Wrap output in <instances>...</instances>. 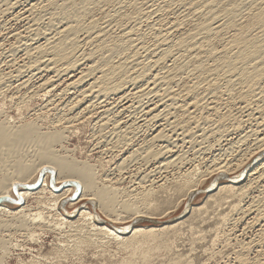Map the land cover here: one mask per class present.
I'll return each instance as SVG.
<instances>
[{
  "label": "rangeland",
  "instance_id": "obj_1",
  "mask_svg": "<svg viewBox=\"0 0 264 264\" xmlns=\"http://www.w3.org/2000/svg\"><path fill=\"white\" fill-rule=\"evenodd\" d=\"M22 1L0 0V122L13 128L31 123L41 135L54 133L51 148L57 157L87 166L97 189L116 193L115 225L133 224L125 218L123 200L154 213L160 223H134L131 228L159 230L129 240L96 232L87 222L61 224L60 213L50 208L51 182L60 178L51 181L43 171L37 186L48 180L45 191L19 203L4 202L0 220L7 225L0 226V264H264V166H257L264 155L237 179L238 185H247L243 192L213 197L208 195L214 190L197 192L190 198L191 213L167 222L181 214L189 188L205 189L222 162L230 175L239 176L235 166L264 144V55L246 50L264 49V23L256 18L264 15V0ZM69 38L74 39V46H68L74 66L66 70L68 61L54 63L53 49ZM247 42L248 48L243 47ZM115 65L124 67L122 88L105 96L94 85L105 66ZM34 152H26L27 161L35 158ZM42 167L26 182L32 184ZM221 180L217 185H232ZM144 191L150 195L141 206L138 197ZM81 194L68 193L64 210L72 213L69 204ZM83 201L77 207L107 218ZM37 212L44 221L33 223L34 233L17 227L16 217Z\"/></svg>",
  "mask_w": 264,
  "mask_h": 264
},
{
  "label": "bare ground",
  "instance_id": "obj_2",
  "mask_svg": "<svg viewBox=\"0 0 264 264\" xmlns=\"http://www.w3.org/2000/svg\"><path fill=\"white\" fill-rule=\"evenodd\" d=\"M9 1V0H8ZM21 2H23L21 0ZM20 2V3H21ZM35 2V1H34ZM38 2V1H37ZM48 2V1H46ZM51 1H49L50 3ZM53 2V1H52ZM69 2V1H68ZM79 2V1H78ZM83 2V1H82ZM85 2V1H84ZM209 2V1H208ZM211 2V1H210ZM10 3V2H9ZM8 3V4H9ZM72 3V1H71ZM214 3V2H212ZM7 4V3H6ZM7 4V5H8ZM15 4V3H14ZM55 4V3H54ZM81 4V2H80ZM87 4V3H86ZM85 4V5H86ZM12 5V4H11ZM10 5V7H12ZM18 5V4H17ZM31 5V4H30ZM33 5V4H32ZM72 5V4H71ZM76 5V4H75ZM78 5V4H77ZM203 6V5H202ZM49 7V6H48ZM9 8V7H8ZM13 8V7H12ZM60 8V7H59ZM87 8V7H86ZM7 9V8H6ZM202 9V8H201ZM207 9V8H206ZM11 10V9H10ZM12 11V10H11ZM29 11V10H28ZM73 11V10H72ZM75 11V10H74ZM80 11V10H79ZM78 11V12H79ZM201 11V10H200ZM63 12V11H62ZM84 12V11H82ZM53 13V12H52ZM59 13V12H58ZM72 13V12H71ZM79 15V14H78ZM209 15V14H208ZM34 17V16H33ZM49 17V16H48ZM215 17V16H214ZM23 18V17H22ZM124 18V17H123ZM258 21H260L261 23H264V15L263 13H260L258 14V16L256 17ZM65 19V18H64ZM75 21H76V17L74 18ZM72 19V20H74ZM113 19V18H112ZM22 20V19H21ZM31 20V19H30ZM35 20V19H34ZM37 20V19H36ZM81 20V19H80ZM110 20V19H109ZM116 20V19H115ZM49 21V20H48ZM55 21V20H54ZM213 22V20H212ZM30 23V22H29ZM79 23H81L79 21ZM121 23V22H120ZM50 24V23H49ZM71 24V23H70ZM69 24V25H70ZM76 24V23H75ZM116 24V23H115ZM67 24H65L66 26ZM77 25V24H76ZM80 25V24H79ZM78 25V26H79ZM90 25V24H89ZM48 26V25H47ZM75 26V25H74ZM203 26V25H202ZM208 26V25H207ZM68 27V25H67ZM73 26H71V29H72ZM80 27V26H79ZM95 27V26H94ZM176 27V26H175ZM76 28V27H75ZM78 28V27H77ZM83 28V26H82ZM87 28V27H86ZM93 28V27H92ZM203 28V27H202ZM205 28V26H204ZM43 29V27H42ZM41 29V31H42ZM65 29V28H64ZM69 29V28H67ZM80 29V28H79ZM219 29V28H218ZM45 30V29H44ZM76 30V29H75ZM74 30V31H75ZM104 30V29H103ZM73 31V32H74ZM81 31V30H80ZM93 31V29H92ZM202 31V30H201ZM38 32V31H36ZM60 32V31H59ZM63 32V31H62ZM61 32V33H62ZM72 32V30L70 31ZM77 32V30H76ZM87 32V30H86ZM89 32V30H88ZM99 32V31H98ZM103 32V31H102ZM211 32V31H210ZM28 33V32H27ZM67 33V32H66ZM79 33V32H78ZM90 33H92L90 31ZM218 33V32H217ZM16 34V33H15ZM41 34V32H40ZM43 34V33H42ZM49 34V33H48ZM127 34V33H126ZM191 34V33H190ZM36 35V34H35ZM50 35V34H49ZM66 35V34H64ZM96 35V34H95ZM99 35V33H98ZM184 35V34H183ZM34 36V35H33ZM46 36V35H45ZM54 36V35H53ZM53 36L51 38H53ZM188 36V35H187ZM43 37V36H42ZM63 37V36H62ZM61 37V38H62ZM68 37V36H67ZM66 37V38H67ZM69 37H71V34L69 35ZM95 37V36H94ZM30 38V37H29ZM36 38V37H35ZM73 38V37H71ZM41 39V38H40ZM48 39V38H47ZM78 39V38H77ZM35 40V39H34ZM33 40V41H34ZM51 40V39H50ZM63 40V39H62ZM69 40V43H66L64 41H61V45H58L56 48L53 49V58L54 59V63L56 62H64L65 63L68 61L67 63V69L66 70H70V67L69 66H74V65H71V62L74 63V61L71 60V57L73 56V53H72V48L74 46V43H73V40L72 39L70 41V38L68 39ZM109 40V39H108ZM111 40V39H110ZM26 41V40H25ZM59 41V42H60ZM118 41V40H117ZM133 41V40H132ZM186 41V40H185ZM46 42V41H45ZM63 42L65 44H63ZM76 42V40H75ZM114 42V41H113ZM158 42V41H157ZM182 42V41H181ZM32 43V42H31ZM57 43V42H55ZM123 43V42H122ZM120 43V44H122ZM180 43V41H179ZM190 43V42H189ZM238 43V42H237ZM117 44V43H116ZM247 45L246 46H243V47H247L250 45L249 42L246 43ZM100 45H101V42H100ZM114 45V44H113ZM236 45V44H235ZM13 46V45H11ZM38 46V45H36ZM41 46V44H40ZM47 46V44H46ZM51 46V45H50ZM68 46H71V47H68ZM134 46V45H133ZM195 46V45H194ZM48 47V46H47ZM115 47V46H114ZM179 47V45H178ZM242 47V49H243ZM18 48V47H17ZM16 48V49H17ZM40 48V51L43 50L41 47ZM172 48V47H170ZM181 48V47H180ZM193 48V47H192ZM38 49V48H37ZM71 49V50H70ZM116 49V48H115ZM118 49V48H117ZM120 49V47H119ZM179 49V48H178ZM239 49V48H238ZM250 49V48H249ZM249 49H246L247 52L249 51L250 55H255V53L257 52L258 54H263L264 55V49H261V48H258V49H255V48H251L250 50ZM29 50V49H28ZM31 50V49H30ZM34 50V49H33ZM36 50V49H35ZM39 50V49H38ZM48 50V49H47ZM50 50H51V47H50ZM96 50V49H95ZM100 50V49H99ZM102 50V49H101ZM114 50V48H113ZM113 50L111 53H113ZM143 50V49H142ZM160 50V49H159ZM240 50V49H239ZM245 50V48H244ZM252 50V51H251ZM9 51V50H8ZM15 51V50H14ZM46 51V49L44 50ZM93 51V50H92ZM171 51V50H170ZM12 52V51H11ZM30 52V51H29ZM52 52V51H51ZM74 52V51H73ZM109 52V51H108ZM115 52V51H114ZM117 52V50H116ZM166 52V51H165ZM244 51L241 50V53L243 54ZM246 52V53H247ZM36 53V52H35ZM46 55L47 52H45ZM84 53V52H83ZM106 53V52H105ZM110 53V52H109ZM120 53V52H119ZM136 53V52H135ZM27 54V52L25 53ZM29 54V53H28ZM78 54H80V52H78ZM77 54V55H78ZM98 54H99V51H98ZM102 54V53H101ZM100 54V55H101ZM167 53H165V56H166ZM7 55V54H6ZM43 55V53H42ZM81 55V54H80ZM112 55V54H111ZM154 55V54H153ZM171 55V54H170ZM244 55V54H243ZM40 56V54H39ZM120 56V55H119ZM122 56V55H121ZM161 54L159 55V58H160ZM164 56V58H165ZM262 56V55H261ZM52 57V56H51ZM74 57V56H73ZM107 57V56H106ZM110 57V56H109ZM158 57V56H157ZM163 57V56H162ZM161 57V58H162ZM11 58V57H10ZM43 58V57H42ZM51 58V59H53ZM132 58V57H131ZM35 59V58H34ZM34 59H33V62H34ZM102 59V58H101ZM110 59V58H109ZM118 59V58H117ZM116 59V60H117ZM37 60L39 61L40 59L37 58ZM36 60V61H37ZM50 59H48L49 61ZM125 60V59H124ZM157 60V59H156ZM162 60V59H161ZM13 61V60H12ZM51 61V60H50ZM50 61L48 62L50 64ZM100 61V60H99ZM110 61V60H109ZM112 61V60H111ZM122 61V60H121ZM165 61V60H164ZM6 62V61H5ZM44 62V60L42 61ZM76 62V61H75ZM106 62V61H105ZM120 62V61H119ZM156 63V61H154ZM158 62V61H157ZM176 62V61H175ZM32 63V62H31ZM37 63V62H36ZM45 63V62H44ZM48 63L46 62L45 65ZM52 63V62H51ZM127 63V62H126ZM130 63V62H129ZM150 63V62H149ZM197 63V62H196ZM28 64V63H27ZM34 64V63H33ZM43 65V63H41ZM58 64V63H57ZM56 64V65H57ZM94 64V63H93ZM99 64V63H98ZM107 64V63H106ZM114 64V62H113ZM118 64V63H117ZM116 64V65H117ZM120 64V63H119ZM146 64V63H145ZM152 64H153V61H152ZM38 65V64H37ZM36 65V66H37ZM44 65V66H45ZM46 65V66H47ZM52 65V64H51ZM110 66V62L109 64H107V66ZM111 66V67H107L105 66V68L107 69H103V75L100 79V82H99V85L97 83V85H93L96 87L98 86V92H102L106 95V93H109L111 91H117L119 89V87H121V83L124 81L121 80V75L123 74L124 72V67L122 65H118V66ZM136 65V64H135ZM155 65V64H154ZM188 65V64H187ZM23 66V65H22ZM26 66V65H25ZM35 66V65H34ZM42 67V68H45V67ZM258 66V65H257ZM28 67V66H27ZM41 67V66H40ZM48 67V66H47ZM46 67V68H47ZM75 67H77L75 65ZM98 67V66H97ZM97 67H95L97 69ZM102 67V66H101ZM131 67V65H130ZM179 67V66H178ZM21 68V67H20ZM33 68V67H32ZM36 68V67H34ZM49 68V67H48ZM61 68V67H60ZM66 68V67H65ZM73 68V67H72ZM147 68V66H146ZM198 68V67H197ZM41 69V68H40ZM50 69V68H49ZM126 69H128L126 67ZM136 69V68H135ZM151 69V68H150ZM182 69V68H181ZM195 69V68H194ZM201 69V68H200ZM264 69V67H263ZM14 70V69H12ZM56 70V69H55ZM92 70V69H91ZM98 72H100L99 70L100 69H97ZM102 70V69H101ZM141 70V69H140ZM261 70V69H260ZM36 71V70H35ZM34 71V72H35ZM44 71V70H43ZM46 71V70H45ZM149 71V69H148ZM38 72V70H37ZM67 72V71H66ZM89 72V71H88ZM97 72V71H96ZM143 72V71H142ZM145 72V71H144ZM126 73V72H125ZM133 73V72H132ZM146 73V72H145ZM260 73V72H259ZM35 74V73H34ZM90 74V72H89ZM138 74V73H137ZM140 74V73H139ZM138 74V75H139ZM143 75V73H141ZM9 75V74H8ZM88 75V74H87ZM92 75V74H91ZM131 75V73H130ZM140 75V76H142ZM58 76V75H57ZM126 76V74H125ZM129 76V74H128ZM139 76V77H140ZM155 76V75H154ZM81 77V76H80ZM123 77V76H122ZM85 78V77H84ZM124 78V77H123ZM88 79V77L86 78ZM128 79V78H127ZM49 80V79H48ZM120 80V81H119ZM138 80V78H137ZM160 80V79H159ZM165 80V79H164ZM167 80V79H166ZM81 81V80H80ZM129 81V80H128ZM132 81V80H131ZM134 81V80H133ZM47 81H45V84H46ZM95 82V81H94ZM155 82V81H154ZM153 82V84H155ZM92 83L90 84V86L92 85ZM130 83V82H129ZM132 83V82H131ZM149 83V82H148ZM158 83V81H157ZM27 84V83H26ZM44 85V83H41V85ZM135 84V83H134ZM150 84V83H149ZM163 84V83H162ZM40 85V86H41ZM79 85V84H78ZM45 86V85H44ZM163 86V85H162ZM93 87V86H92ZM122 88V87H121ZM156 88V87H155ZM89 89V87H88ZM92 90V88H91ZM121 90V89H120ZM91 92V91H90ZM141 92V91H140ZM101 93V94H102ZM112 93V92H111ZM168 93V92H167ZM88 94V93H87ZM86 94V95H87ZM99 94V93H98ZM141 94V93H139ZM144 94V92H143ZM151 94V93H150ZM91 95V94H90ZM160 97V96H158ZM165 97V96H164ZM85 98V97H84ZM168 98V97H167ZM162 99V98H161ZM77 100V98H76ZM160 100V99H159ZM173 100V99H172ZM171 100V101H172ZM81 101V100H79ZM78 103V101H77ZM165 103V102H164ZM75 105V104H74ZM80 105V104H79ZM91 105V104H90ZM73 106V105H72ZM76 106V105H75ZM74 106V107H75ZM129 106V105H128ZM171 106V105H170ZM169 106V107H170ZM65 107V106H64ZM77 107V106H76ZM124 107V106H123ZM158 107V106H157ZM76 109V108H75ZM140 109V108H139ZM154 109V108H153ZM152 109V110H153ZM165 109V108H164ZM72 110V108H71ZM166 111V110H165ZM158 113V112H157ZM130 115V114H129ZM147 116V115H146ZM153 115H151L152 117ZM74 117V116H73ZM154 117V116H153ZM144 118V117H143ZM69 119V117H68ZM111 119V118H110ZM7 121V120H6ZM72 120H70L71 122ZM145 121V120H144ZM135 123V122H134ZM12 127V126H11ZM9 125H7L6 123H1L0 122V159H2L3 162H0L2 164H0V214L1 212L5 211V201L7 200H13L16 201L17 203H19L23 198L26 199V197L28 196L29 198V195L30 194H33L34 193H41L43 191H45V186H48V180H47V183L46 184H43V185H38V182L40 181V177H39V174L42 173L43 171H48V173H50V179L51 181L55 178V179H58L60 178V181L58 183H53L51 182V186H50V190H51V193L53 194V198H50V200L53 202V204L51 203V209L52 210H56V212H59V216H60V219H57V222L58 220L60 221L61 224H65V225H71V226H74L75 224H78L80 222V224L82 222H87V226L90 225L96 232H104L105 234H108L109 236H112L114 238H116L117 240H123V239H128L130 238L131 236H141V237H148L150 236L152 233H155L157 232V230L159 229H153V228H131L130 226H134L135 224L134 223H137L138 221H145V222H149V223H152V224H159L160 222L158 221L157 217L155 216L154 213L152 212H141L139 211V207H137L136 205H131L128 203V201L126 200H123L121 202V204L123 205L122 208H123V211L128 215V217L126 216H123L125 217L126 219L129 218V220L131 219V221L133 222V224H131L130 226H124V227H119L117 225H115V218L117 217L116 215L114 216V220H112V214L114 215L115 214V207L116 205L118 204L117 203V196H116V193L111 191L110 188L107 189V187H104V188H100V189H97L95 187L96 185V182H95V185H94V176H93V173L91 172L90 168H88L87 166L85 165H79L77 163H73L72 161H69V160H66L65 158H61V157H57L55 154H54V150L52 151V148H51V145L53 144L54 145V141L56 142L57 139H55V134L52 133L51 135L50 134H47V135H41L39 134V132L37 131V129L33 126V124L31 125H26L22 127H15V128H11ZM145 127V126H144ZM117 129V128H116ZM138 130V129H137ZM253 131V130H252ZM57 135L58 133L55 132ZM121 133V132H120ZM256 133V132H255ZM54 134V135H53ZM60 134V132H59ZM134 134V133H133ZM161 134V133H160ZM111 135V134H110ZM162 135V134H161ZM247 135V134H246ZM253 135V134H252ZM164 136V135H163ZM62 137V136H61ZM154 137V136H153ZM263 137V136H262ZM58 138V137H57ZM160 139V136L158 137ZM255 138V137H254ZM63 139V138H62ZM128 139V138H127ZM154 139V138H153ZM164 140V138H162ZM168 139V138H167ZM247 139V138H246ZM259 139V138H258ZM109 140V138H108ZM242 140V139H241ZM261 140V139H260ZM264 140V139H263ZM159 141V140H158ZM255 141V140H254ZM258 141V140H257ZM60 142V141H59ZM109 141H107L108 143ZM238 142V141H237ZM260 142V141H259ZM261 142H264V141H261ZM170 143V142H169ZM239 143H242L241 141ZM253 144V143H252ZM116 145V143H115ZM169 145V144H168ZM32 147H35V152H34V149H30ZM237 146V145H236ZM160 147V146H159ZM162 147V146H161ZM232 147V146H231ZM29 148V149H28ZM257 148V146H256ZM161 149V148H160ZM159 149V150H160ZM232 149V148H231ZM230 149V150H231ZM30 150H33L34 154H35V158L31 161H27L26 160V155L28 153V151L30 152ZM113 150V149H112ZM137 150V149H136ZM155 150V149H154ZM158 150V151H159ZM228 150V149H227ZM157 151V152H158ZM164 151V150H163ZM27 152V153H26ZM162 152V151H161ZM166 152V151H165ZM121 153V152H120ZM250 153V152H249ZM253 153V152H252ZM247 157V158H244V161L241 160L239 161V163L235 166L236 167V170L240 172V175L236 177V174L235 175H230L229 171L228 170V167L227 169L225 168V165L223 167L222 166V163H221V166L218 165V164H215V158H213L214 160V164L213 165H218L219 168H216L215 171H212L214 172L212 175H211V180L209 182V184H207V187L205 189H202V190H199L196 185H194L193 187L189 188L185 194L183 196L186 197V203H185V206H184V212L185 214L192 211V208L189 207V202H190V198L191 196L195 195L197 192L200 193V192H205V193H210L212 192V194H209L208 197H213L214 195H218V194H221V193H241L243 192V190H245L246 186L245 183L244 184H240L238 185L237 182V179L242 175L244 174V172H246L247 168H249V166L251 164H253L254 161L257 162V159L261 158L263 155H264V144H260L257 148V151L255 153H253ZM33 154V155H34ZM158 154V153H157ZM156 154V155H157ZM151 155V154H150ZM162 155V154H161ZM197 155V154H196ZM244 155V153H243ZM246 155H247V152H246ZM176 156V155H175ZM179 156V155H178ZM242 156V155H241ZM240 156V158H242ZM33 157V156H32ZM154 157V155L152 156ZM168 157V156H167ZM181 157V156H180ZM145 158V157H144ZM169 158V157H168ZM221 158V157H220ZM126 159V158H125ZM154 159V158H153ZM182 159V158H181ZM219 159V157L217 158ZM222 159V158H221ZM234 159V157H233ZM171 160V159H169ZM174 160V159H173ZM172 160V161H173ZM175 161H176V158H175ZM173 161V162H175ZM192 161V160H191ZM260 161V160H259ZM146 162V161H145ZM167 162V161H166ZM201 162V161H200ZM212 162V161H211ZM238 162V161H236ZM164 163V162H163ZM161 163V164H163ZM217 163V162H216ZM44 164V165H42ZM155 164V163H154ZM174 164V163H173ZM225 164V162H224ZM38 165H41L43 166L40 170H36L37 171V174L35 175L34 178H32V184L30 183H27L26 181H28L30 179V176H32V173L35 172V168L37 169ZM227 165V164H226ZM119 166V165H118ZM168 166V165H167ZM180 166V165H179ZM228 166V165H227ZM258 167H261L264 166V161L258 163L257 165ZM255 167L253 170H252V173L249 174L248 178L249 177H252L253 174L256 173L257 171V168L258 167ZM40 167V166H39ZM251 167V166H250ZM10 168L12 171L9 172L10 170L8 169ZM196 168V167H195ZM214 168V167H213ZM212 169V168H211ZM251 169V168H250ZM172 170V169H171ZM151 172V171H150ZM178 172V171H177ZM211 172V171H210ZM251 172V171H250ZM149 173V172H148ZM187 173V172H186ZM41 175V174H40ZM12 176V177H11ZM231 176H235V177H231ZM258 176V175H257ZM242 177V176H241ZM260 177V176H258ZM142 178V177H141ZM141 178H139L141 180ZM261 178V177H260ZM104 179V178H103ZM161 179V178H160ZM221 179H226L227 182H230L232 185H217V182ZM43 180V179H42ZM146 180V179H145ZM204 180V179H203ZM55 182V180H53ZM103 181V180H102ZM142 181V180H141ZM222 181V180H221ZM241 181V180H240ZM248 181V180H247ZM43 182V181H42ZM57 182V180H56ZM137 182V181H136ZM139 182V181H138ZM162 182V181H161ZM225 182V181H224ZM141 183V182H140ZM60 185L61 188H60ZM160 186H162L160 184ZM96 190H95V188ZM144 187V186H143ZM151 187V185H150ZM149 189V188H148ZM146 189V190H148ZM151 189V188H150ZM157 189V188H156ZM30 190H34L32 192H30ZM78 190H81L82 194L80 195V197H78L76 200H72L70 202V206H72V208H75L74 211L72 210V213L71 212H68V211H65L64 208H63V205L64 203L66 202L65 198L68 196L67 194L68 193H71L73 194V192H77ZM91 191L93 194H88L86 191ZM113 190V189H112ZM156 191V190H155ZM57 192V193H55ZM87 194H86V193ZM147 192V191H146ZM154 192V191H153ZM46 193V192H45ZM90 193V192H89ZM139 193V192H138ZM145 191L143 192V194H140L139 197H138V201L141 203L140 205L141 206H146L147 202H148V197H149V193H145ZM152 193V192H151ZM43 194V193H42ZM50 194V193H49ZM48 194V195H49ZM137 194V193H136ZM38 195V194H37ZM41 195V194H40ZM75 195V194H74ZM85 196V197H84ZM90 196V197H89ZM93 196V197H92ZM231 196V195H230ZM37 197V196H36ZM42 197V196H41ZM40 197V198H41ZM52 197V196H50ZM122 197V196H121ZM34 198V197H33ZM39 198V197H38ZM70 199V198H69ZM95 199L96 201V204H95V201L93 202V200ZM28 200V199H27ZM40 200V199H39ZM38 200V201H39ZM41 200H44L43 198H41ZM83 200L85 201H89L93 206L95 207H98L101 211H103L102 213H105L106 215V219H101L100 217L97 216L96 213H92L91 211H88V208L87 207H84V206H81L80 207L77 205L80 204V202H82ZM37 201V202H38ZM49 201V200H48ZM5 202V203H4ZM41 202V201H40ZM39 203V202H38ZM48 203V202H46ZM84 203V201H83ZM82 203V205H83ZM5 204V205H4ZM8 205V204H7ZM48 205V204H47ZM86 205V204H85ZM91 205V208H93ZM11 206V205H10ZM87 206V205H86ZM48 208V207H47ZM21 209V208H20ZM96 209V208H95ZM19 210V209H18ZM24 210V208H23ZM28 210V209H27ZM93 210V209H92ZM25 211V210H24ZM187 211V212H186ZM7 212V211H6ZM20 212V211H19ZM35 212V211H34ZM8 213V212H7ZM22 213V212H21ZM20 213V214H21ZM28 213V212H27ZM56 214V213H55ZM58 215V214H56ZM118 215V214H117ZM120 215V214H119ZM118 215V216H119ZM9 216V215H8ZM58 216V217H59ZM184 216V215H183ZM182 216V217H183ZM21 218H17L16 217V220H17V224L18 225L17 227H21L24 228V230H29V232H33V231H30L34 225L36 224H33V223H36V222H43L44 221V217H43V214L42 212H37L35 214H31V215H27V214H22L20 215ZM181 217V218H182ZM112 218V219H111ZM187 218V217H186ZM185 218V219H186ZM1 219V218H0ZM14 219V218H13ZM124 218H120V221L123 220ZM125 219V220H126ZM180 219V218H179ZM184 219V220H185ZM11 220V219H10ZM9 220V221H10ZM14 220V222L16 221ZM117 220V219H116ZM183 220V221H184ZM168 221V220H167ZM175 221V220H174ZM1 224L0 226H4L6 227L7 225V221L5 220H0ZM13 222V223H14ZM122 222V221H121ZM182 222V221H181ZM179 222V223H181ZM59 223V224H60ZM118 224V222H116ZM120 224V223H119ZM38 225H43V224H38ZM37 225V226H38ZM86 225V224H84ZM121 225V224H120ZM15 227V226H14ZM16 228V227H15ZM35 228V227H34ZM33 228V229H34ZM6 229V228H5ZM20 229V230H21ZM34 233V232H33ZM32 235V234H31ZM34 235V234H33ZM140 237V238H141ZM1 238V237H0ZM27 238V237H26ZM86 238V237H85ZM83 239L86 240V239ZM33 239V238H32ZM131 239V238H130ZM129 240V239H128ZM85 242V241H84ZM0 243H1V240H0ZM88 244V242H86ZM1 245V244H0ZM2 245L3 242H2ZM3 247V246H2Z\"/></svg>",
  "mask_w": 264,
  "mask_h": 264
},
{
  "label": "water",
  "instance_id": "obj_3",
  "mask_svg": "<svg viewBox=\"0 0 264 264\" xmlns=\"http://www.w3.org/2000/svg\"><path fill=\"white\" fill-rule=\"evenodd\" d=\"M224 180H226V179H224ZM201 193V192H200ZM184 210V209H183ZM182 210V212H181V214L179 215V216H177V217H174V218H171V219H169L167 222H171V221H174V220H177V219H179V218H181L183 215H185V212Z\"/></svg>",
  "mask_w": 264,
  "mask_h": 264
}]
</instances>
